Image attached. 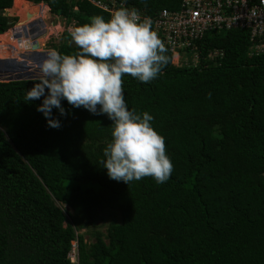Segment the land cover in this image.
I'll use <instances>...</instances> for the list:
<instances>
[{
  "label": "trees",
  "instance_id": "1",
  "mask_svg": "<svg viewBox=\"0 0 264 264\" xmlns=\"http://www.w3.org/2000/svg\"><path fill=\"white\" fill-rule=\"evenodd\" d=\"M28 1L0 0V45L18 21L4 10L14 2L10 12L24 13L35 6ZM126 2L152 18L182 0ZM49 5L74 26L110 17L87 1ZM63 36L57 51L75 54ZM248 48L247 30L211 33L195 64L173 65L167 49L150 82L124 75L128 110L151 115L165 138L173 171L161 184L109 178L107 114L62 99L65 115L53 108L52 128L37 111L45 97L25 100L38 80L0 82V264H264V53L250 57Z\"/></svg>",
  "mask_w": 264,
  "mask_h": 264
},
{
  "label": "clouds",
  "instance_id": "2",
  "mask_svg": "<svg viewBox=\"0 0 264 264\" xmlns=\"http://www.w3.org/2000/svg\"><path fill=\"white\" fill-rule=\"evenodd\" d=\"M39 4L51 8L49 3ZM69 34L78 49L75 54L49 49L42 63L28 61L39 82L26 92L25 100L45 97L37 111L52 128L60 127L59 120L52 118V109L65 115L62 99L93 114H107L113 121L112 139L101 163L109 178L127 185L144 177H152L158 184L166 182L173 164L166 154L165 138L153 128L151 115L128 110L123 94L124 75L148 83L169 62L166 45L152 29L151 18L142 17L136 8L121 6L107 19L89 17L88 23L72 27ZM29 38L23 35L22 41Z\"/></svg>",
  "mask_w": 264,
  "mask_h": 264
},
{
  "label": "built area",
  "instance_id": "3",
  "mask_svg": "<svg viewBox=\"0 0 264 264\" xmlns=\"http://www.w3.org/2000/svg\"><path fill=\"white\" fill-rule=\"evenodd\" d=\"M52 1H87L109 15L121 6L131 9L127 6V0H42L46 4ZM75 10L77 11L78 7H75ZM139 13L142 17L145 16L142 12ZM4 16L14 17V14H10V9H5ZM151 21L152 29L173 53V58L178 56L177 63H173L177 67L197 63V43L211 33L247 30L248 55L252 57L264 53V0H182L179 9H163L152 17ZM217 55L216 51L209 57ZM2 79L0 76V81ZM69 258L74 262L78 261L75 242Z\"/></svg>",
  "mask_w": 264,
  "mask_h": 264
},
{
  "label": "water",
  "instance_id": "4",
  "mask_svg": "<svg viewBox=\"0 0 264 264\" xmlns=\"http://www.w3.org/2000/svg\"><path fill=\"white\" fill-rule=\"evenodd\" d=\"M42 26L44 22L42 19H39ZM16 28H14L15 30ZM38 27L36 22H32L29 25L22 26V30L19 32L16 31L17 38L19 43L22 44L23 35L25 38H32V43L30 44V49L24 53L20 54L21 60H4L0 61V76L3 77L1 82H12V81H23V80H36L37 77L30 71L33 64H40L43 61V57H46L47 54L39 51L40 45L35 40L38 33ZM26 48L28 46L26 45ZM28 61H31L33 64L30 65Z\"/></svg>",
  "mask_w": 264,
  "mask_h": 264
},
{
  "label": "rangeland",
  "instance_id": "5",
  "mask_svg": "<svg viewBox=\"0 0 264 264\" xmlns=\"http://www.w3.org/2000/svg\"><path fill=\"white\" fill-rule=\"evenodd\" d=\"M40 5V4H39ZM42 7V6H41ZM45 7H47V6H45ZM37 8H40V6L39 7H37ZM36 8H30L29 10H35ZM49 12V14H48V12ZM22 13H23V11H21V12H19V13H13L12 11L10 12V14H14L15 15V17L14 18H17L18 19V21L16 22V24L12 27V28H10L9 30H12V29H14L15 27H17L19 24H20V22L23 20V18H22ZM60 14V13H59ZM45 15L47 16V18H45V19H42L43 20V22H44V24H45V27H46V29L47 28H53L54 26H57V25H60L62 28H60V30L59 31H51L50 30V28H49V30L47 31L46 30V33H44V34H41L39 37H37L36 39H37V41H39V40H41V42H40V51H46V50H49V49H56L57 50V46L61 43V42H63V40H64V33L65 32H69V30L72 28V27H74V22L73 21H69V20H67V18H62L61 16H59L58 14H56V13H52V12H50L49 10H48V7H47V10H46V12H45ZM39 19V16H36V15H34L33 17H31L29 20H26V18H24L25 19V21L24 22H22L20 25H24V24H28L29 22H33V21H36V20H38ZM41 19V18H40ZM51 33V34H50ZM49 34V35H48ZM56 34V35H55ZM45 35H48V36H45ZM45 36V37H44ZM11 38H12V36H11ZM31 39L32 38H29V39H26V40H24L23 39V44H24V48L23 49H20V53H24V52H26V50L28 49V48H30V44L32 43V41H31ZM29 40V41H28ZM31 41V42H30ZM7 42H13V39H10L9 41H7ZM28 42V43H27ZM27 43V44H26ZM26 45L28 46V48H26ZM16 51V50H15ZM18 58V57H17ZM14 60V59H13ZM16 60V59H15ZM17 60H21V57H20V55H19V59H17ZM192 62V61H191ZM173 63H174V59H173ZM174 64H176V63H174ZM110 217H108L107 219H105L104 221H99V226H100V230L102 231V232H105L106 231V229H107V226L109 225V223H110ZM87 231L86 230H84V231H82V233H85V237H86V242H88V243H93L94 242V239L89 235V233H86Z\"/></svg>",
  "mask_w": 264,
  "mask_h": 264
},
{
  "label": "bare ground",
  "instance_id": "6",
  "mask_svg": "<svg viewBox=\"0 0 264 264\" xmlns=\"http://www.w3.org/2000/svg\"><path fill=\"white\" fill-rule=\"evenodd\" d=\"M40 8H37L39 7ZM42 6V7H41ZM32 8H36L35 10H29L27 9L24 13H23V16H25L26 20H29L31 17H33L34 15L36 16H39V19H45L47 18V16L45 15V12L47 10V7H45L44 5H35V6H32ZM38 19V18H37ZM32 22V21H31ZM29 22V23H31ZM28 23V24H29ZM36 23L38 24V33H40L37 37H39L41 34H44L46 33V30L48 31L49 28L46 29L45 25L42 26L40 21L39 20H36ZM24 25H27V24H24ZM24 25H18L17 27H15L16 29H12L11 32L13 34V39L14 41L13 42H7L3 45H0V61H4V60H10V59H19V54H20V49H23L24 48V44H23V41H22V44H20L17 40V35H16V31H20L22 30V26ZM60 28H62L60 25H57V26H54L53 28H50L51 31H59ZM61 31V30H60ZM47 34V33H46ZM51 34V33H50ZM49 35V34H48ZM48 35H45V36H48ZM56 35V34H55ZM44 36V37H45ZM31 38V37H30ZM12 39V38H11ZM25 40V39H24ZM9 41V40H8ZM29 41V40H28ZM31 42V41H30ZM39 44L41 42V40L37 41ZM28 43V42H27ZM26 43V44H27ZM42 43V42H41ZM16 50V51H15ZM18 57V58H17ZM177 60H178V56L175 55L174 56V62L177 63ZM34 70V69H33Z\"/></svg>",
  "mask_w": 264,
  "mask_h": 264
},
{
  "label": "flooded vegetation",
  "instance_id": "7",
  "mask_svg": "<svg viewBox=\"0 0 264 264\" xmlns=\"http://www.w3.org/2000/svg\"><path fill=\"white\" fill-rule=\"evenodd\" d=\"M44 6H46V5H44ZM47 7H48V6H47ZM48 9H49V7H48ZM37 27H38V25H37ZM12 39H13V34H12ZM13 41H14V39H13ZM47 51H48V50H46V51L43 50L42 52L46 53ZM46 57H47V56H46ZM46 57H43V60L46 59Z\"/></svg>",
  "mask_w": 264,
  "mask_h": 264
}]
</instances>
